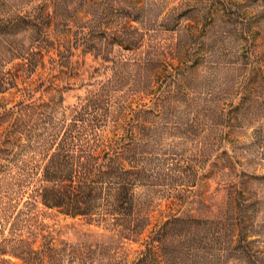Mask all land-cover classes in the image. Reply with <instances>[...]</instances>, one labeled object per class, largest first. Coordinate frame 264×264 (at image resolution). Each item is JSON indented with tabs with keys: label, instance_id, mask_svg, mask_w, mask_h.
Returning a JSON list of instances; mask_svg holds the SVG:
<instances>
[{
	"label": "rangeland",
	"instance_id": "rangeland-1",
	"mask_svg": "<svg viewBox=\"0 0 264 264\" xmlns=\"http://www.w3.org/2000/svg\"><path fill=\"white\" fill-rule=\"evenodd\" d=\"M34 1L13 5L23 10ZM117 1L124 8L108 16L114 0H75L66 20L53 25L58 34L102 32L130 11L143 37L135 50L113 47L115 64L123 61L116 73L114 63L74 44L66 67L47 63L33 75L44 82L36 100L49 102L42 113L56 124L49 130L47 118L27 117L17 128L21 139L0 154V264H50L48 247L75 245L83 247V262L63 253L54 264H132L141 250L140 240L47 208L32 194L69 110L108 78L104 133L195 175L181 186L164 170L155 184L135 189L136 212L149 225L172 214L223 218L233 184L254 194L264 221V0ZM145 50L154 65L135 69ZM151 83L153 94L145 89ZM0 97L7 107L18 99L13 92Z\"/></svg>",
	"mask_w": 264,
	"mask_h": 264
},
{
	"label": "trees",
	"instance_id": "trees-1",
	"mask_svg": "<svg viewBox=\"0 0 264 264\" xmlns=\"http://www.w3.org/2000/svg\"><path fill=\"white\" fill-rule=\"evenodd\" d=\"M73 1L36 0L27 9L18 10L13 0H0V96L10 92L18 95L9 107L0 103V130L4 132L0 137V154L7 143L21 139L17 128L27 117L43 116L42 119H48L45 124L49 130L55 127L56 119L42 113L49 102L36 100L35 94L44 84L36 79L39 68H47V63L51 68L66 67L71 47L82 44L102 61L114 63L110 68L116 73L123 61L115 64L113 47L132 51L142 40L143 33L131 23L135 19L130 11L102 32L54 33L53 25L66 20ZM114 1L105 8V15L124 8ZM99 33L102 35L97 39ZM147 51L136 60L135 69L144 71L154 65L146 59ZM159 68L153 69L152 78L157 77ZM51 75L57 77L56 73ZM111 83L108 78L69 110L68 121L63 123L41 167L39 183L32 194L47 208L86 218L126 239L140 240L142 248L132 264H264V221L256 217L259 200L234 184L228 192L223 218L172 214L149 225L136 212L138 186L155 184L164 170H173L175 175L170 176L181 186L192 183L195 175H189L186 166L166 165L160 157L142 155L137 151L139 144L131 145L132 140L104 133ZM155 88L152 83L145 87L150 94ZM153 96L156 102L160 99L157 94ZM62 249L65 252L48 247L50 264L63 253L68 259L83 262L84 250L80 245Z\"/></svg>",
	"mask_w": 264,
	"mask_h": 264
}]
</instances>
